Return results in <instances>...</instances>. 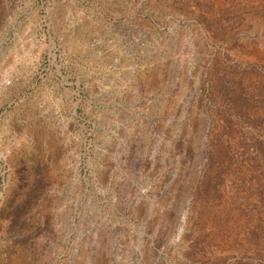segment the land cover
<instances>
[{
    "label": "rangeland",
    "instance_id": "rangeland-1",
    "mask_svg": "<svg viewBox=\"0 0 264 264\" xmlns=\"http://www.w3.org/2000/svg\"><path fill=\"white\" fill-rule=\"evenodd\" d=\"M0 264H264V0H0Z\"/></svg>",
    "mask_w": 264,
    "mask_h": 264
}]
</instances>
